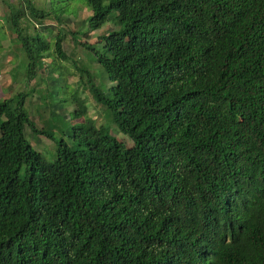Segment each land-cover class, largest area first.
Instances as JSON below:
<instances>
[{
    "label": "trees",
    "instance_id": "16d2710c",
    "mask_svg": "<svg viewBox=\"0 0 264 264\" xmlns=\"http://www.w3.org/2000/svg\"><path fill=\"white\" fill-rule=\"evenodd\" d=\"M38 1L1 16L28 78L78 49L62 51L68 30L49 51L41 21H67ZM82 1L88 30L116 25L98 47L77 41L111 84L75 54L66 65L81 148L35 126L27 91L0 101V264H264V0ZM79 88L125 139L83 117ZM25 127L51 140L50 159Z\"/></svg>",
    "mask_w": 264,
    "mask_h": 264
},
{
    "label": "rangeland",
    "instance_id": "374dc122",
    "mask_svg": "<svg viewBox=\"0 0 264 264\" xmlns=\"http://www.w3.org/2000/svg\"><path fill=\"white\" fill-rule=\"evenodd\" d=\"M33 1L38 5L41 4L38 0ZM9 3L16 6L18 2L17 0H8V2L0 0L1 29L7 33L5 38L1 39L0 48V101L6 97L13 96L18 91H27L28 94H26L24 98L23 107L28 110L29 117L33 120L35 126L37 128L51 127L55 139L61 137L68 146L81 148V135L85 131L73 129V125H78L82 122L78 119H73L72 114L68 113L76 108L74 101L69 104V99L71 95L77 91V87L74 85L78 83V74L71 66H68L69 73L67 74L66 65L76 57L78 62L89 71L90 76L97 84H99L100 88L105 90V88L111 84L110 81L102 71L101 66L96 62L91 51L86 50L84 47L80 49L77 41L82 40V42H84V40H86L94 47H98L99 43L95 42L96 36L107 29L116 28V25L109 21L97 29L88 30L87 17L90 14V10L82 0H53V2L49 4L50 7H58L62 9L59 15H61L62 19L67 21V23L66 25L63 24L60 26L57 19L54 18L52 14L41 21L42 25L53 27L50 32L42 30L45 38L51 43L49 51L53 53L52 42L54 41L53 36L55 33L59 32L62 35L68 30L73 31L74 39L77 41L74 42L72 40L73 38L66 34L67 37L65 36V38H61V41H63L61 46L62 51L68 53L70 49H78H76L75 52L72 51V55L66 58H61L59 60L47 59L41 63L40 71L38 68L34 69V73L37 72L35 77L28 78L23 66V63H25L23 53L10 40L14 34L10 35L8 33V25L1 17L4 13L8 12ZM44 4L47 7L48 0H45ZM86 32L88 33L87 36ZM65 81L69 84H66ZM38 94H42L43 96L48 94L51 102L57 107V109L55 107L53 108L56 114L51 119H49V117L52 108L49 105H46V102L43 103ZM77 94L85 106L83 117L90 118L93 116L96 123L100 122L102 126L107 128L110 127L108 128L109 131L116 138L125 139L112 124L109 125V121L106 118L102 119L101 115H99L101 113L100 108L94 100L91 99L87 92L81 91L79 88ZM10 105L14 106L15 102L11 101ZM36 106H40V113L36 112ZM64 114L68 115V117L64 118ZM46 118L49 120L44 121ZM23 132L32 147L37 150L43 158L50 159L51 155H49V147L52 145L51 140L29 133L30 131L27 127H25ZM126 141L128 142V139H126Z\"/></svg>",
    "mask_w": 264,
    "mask_h": 264
}]
</instances>
